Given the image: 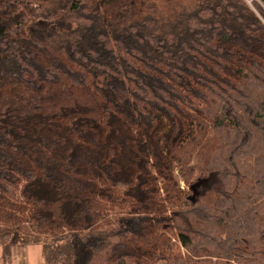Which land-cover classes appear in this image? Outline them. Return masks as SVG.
Listing matches in <instances>:
<instances>
[{"label": "trees", "instance_id": "1", "mask_svg": "<svg viewBox=\"0 0 264 264\" xmlns=\"http://www.w3.org/2000/svg\"><path fill=\"white\" fill-rule=\"evenodd\" d=\"M173 11L0 0L5 253L264 264V0Z\"/></svg>", "mask_w": 264, "mask_h": 264}, {"label": "rangeland", "instance_id": "2", "mask_svg": "<svg viewBox=\"0 0 264 264\" xmlns=\"http://www.w3.org/2000/svg\"><path fill=\"white\" fill-rule=\"evenodd\" d=\"M199 0H132L133 7L136 15H168L174 12V8L177 10H183L186 6H194ZM250 2V1H249ZM32 5H35L32 3ZM40 12V10H38ZM39 23L43 24L44 20L40 16ZM57 31L62 32L58 29ZM60 34V33H59ZM181 186L184 187V182L181 181ZM16 196L19 195V191L15 193ZM115 212H113V215ZM110 221V217H107ZM42 250L43 246L41 244L32 245H14L10 247L8 253H5L3 248L0 246V264H42ZM201 264H235L227 263L225 261L217 260L216 258L212 261H205Z\"/></svg>", "mask_w": 264, "mask_h": 264}]
</instances>
